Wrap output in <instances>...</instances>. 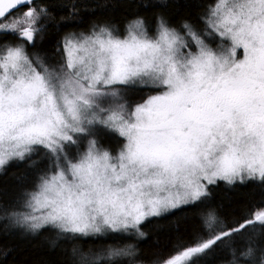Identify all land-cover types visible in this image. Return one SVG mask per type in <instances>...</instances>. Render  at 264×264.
I'll return each instance as SVG.
<instances>
[{
	"label": "snow or ice",
	"instance_id": "1",
	"mask_svg": "<svg viewBox=\"0 0 264 264\" xmlns=\"http://www.w3.org/2000/svg\"><path fill=\"white\" fill-rule=\"evenodd\" d=\"M137 7L151 18L72 27L76 4L0 0V171L26 166L0 231L49 234L59 264H148L145 222L191 210L199 231L151 264H264V210L229 224L211 199L221 182L264 188V0L178 21L169 0ZM53 29L57 59L36 50Z\"/></svg>",
	"mask_w": 264,
	"mask_h": 264
},
{
	"label": "trees",
	"instance_id": "2",
	"mask_svg": "<svg viewBox=\"0 0 264 264\" xmlns=\"http://www.w3.org/2000/svg\"><path fill=\"white\" fill-rule=\"evenodd\" d=\"M51 6V10L59 17L67 15L70 6L76 4L80 7V19L72 23V27L79 24L87 27L93 19L110 17L118 23H123L126 17H131L136 12L148 15L151 18L152 9L138 8L141 0H45ZM204 0H169L173 5L169 9L173 20L178 21L182 16H194L197 9L195 4ZM107 6V7H105ZM95 8V11H93ZM60 35V31L51 30L42 39L37 41L36 50L54 59L53 45ZM132 99L138 98L137 94H129ZM26 175V166L13 163L6 170L0 171V202L11 200L19 191L22 180ZM212 202L220 206L222 219L232 224L242 221L246 216L256 210H264L257 206L264 203V188L258 183L226 186L223 182L219 186H212ZM147 233V240L141 242L142 255L148 264L153 260H163L175 251L174 245L178 235L185 236L190 241L192 234L200 229L199 217L194 211L182 214L168 215L161 218H152L142 226ZM112 243V240H108ZM10 249L7 257L0 255V264H59L63 255L59 248L52 249L49 246V234L41 236H24L19 232L5 235L0 231V251ZM225 258V253L217 252L209 257L206 264H220Z\"/></svg>",
	"mask_w": 264,
	"mask_h": 264
},
{
	"label": "rangeland",
	"instance_id": "3",
	"mask_svg": "<svg viewBox=\"0 0 264 264\" xmlns=\"http://www.w3.org/2000/svg\"><path fill=\"white\" fill-rule=\"evenodd\" d=\"M58 57H55L54 59H57ZM152 219V218H151ZM147 222V221H146Z\"/></svg>",
	"mask_w": 264,
	"mask_h": 264
}]
</instances>
